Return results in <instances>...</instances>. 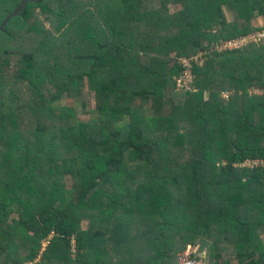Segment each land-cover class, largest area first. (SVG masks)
<instances>
[{
  "label": "trees",
  "instance_id": "obj_1",
  "mask_svg": "<svg viewBox=\"0 0 264 264\" xmlns=\"http://www.w3.org/2000/svg\"><path fill=\"white\" fill-rule=\"evenodd\" d=\"M21 1L0 0V264H179L201 238L264 264V169L241 167L264 159V42L215 50L264 0H39L1 29Z\"/></svg>",
  "mask_w": 264,
  "mask_h": 264
},
{
  "label": "built area",
  "instance_id": "obj_2",
  "mask_svg": "<svg viewBox=\"0 0 264 264\" xmlns=\"http://www.w3.org/2000/svg\"><path fill=\"white\" fill-rule=\"evenodd\" d=\"M264 42V27L261 28L259 31L250 33L246 36H241L235 39L224 40L216 44L215 50L219 54H224L226 52L234 51L242 49L248 45H260ZM196 63H202L199 58L194 59ZM184 66L187 68V71L183 75L182 79L177 81L178 90L186 91L190 90L192 83V75L189 71L192 67V62L187 59H182ZM252 94H257L260 96H264V90L259 89H252ZM228 97V96H227ZM241 167L244 168H261L264 169V159H249L246 160L244 163L241 164ZM191 246L189 249L182 251L178 254V261L179 264H212L207 261L206 256L202 254H198L196 249L191 251Z\"/></svg>",
  "mask_w": 264,
  "mask_h": 264
},
{
  "label": "rangeland",
  "instance_id": "obj_3",
  "mask_svg": "<svg viewBox=\"0 0 264 264\" xmlns=\"http://www.w3.org/2000/svg\"><path fill=\"white\" fill-rule=\"evenodd\" d=\"M177 8L176 7H173V10L175 11ZM229 14V13H228ZM229 16L231 17V15L229 14ZM48 26V24H47ZM225 98H228L227 96H229V94H224L223 95ZM84 97L85 98H88L89 101H90V104H89V111H94L95 110V102L93 101V96L92 94L88 91V89L86 88L85 89V93H84ZM56 105H61V106H71L74 108L75 112L77 113V116L79 117L80 120L82 121H87L89 120L90 118H92L93 116H95L96 114H87L84 112V108L82 106V103L80 101H77V100H72V99H64V100H56L55 102ZM169 108H167V111H168ZM170 110V109H169ZM164 113L166 112V109L163 110ZM146 114L147 115H152L154 114L153 111L151 110V106L149 105L147 107V110H146ZM88 225V221H84V226L87 227ZM211 245V244H210ZM191 245H189L185 250L189 249ZM191 251L194 250V249H197V247H194V246H191ZM183 250V251H185ZM207 250L208 248L205 250V253L202 254V255H207ZM178 257V256H177Z\"/></svg>",
  "mask_w": 264,
  "mask_h": 264
},
{
  "label": "water",
  "instance_id": "obj_4",
  "mask_svg": "<svg viewBox=\"0 0 264 264\" xmlns=\"http://www.w3.org/2000/svg\"><path fill=\"white\" fill-rule=\"evenodd\" d=\"M38 2L39 0H22L21 4L14 10V12H12L11 14L7 16L6 20L1 26V29H3L12 18L19 16L24 11V9L27 7L28 4L38 3ZM210 244L211 242L208 239L201 238L199 240V245H198V249L196 252L198 254H204L205 250L210 246Z\"/></svg>",
  "mask_w": 264,
  "mask_h": 264
},
{
  "label": "crops",
  "instance_id": "obj_5",
  "mask_svg": "<svg viewBox=\"0 0 264 264\" xmlns=\"http://www.w3.org/2000/svg\"><path fill=\"white\" fill-rule=\"evenodd\" d=\"M229 14H230V13H229ZM229 14H228V12H227V17H228L229 20H231V19H232V16L230 17ZM230 15H231V14H230ZM255 24H256L260 29L263 28V27H264V16L261 15V14H259V15L257 16L256 20H255Z\"/></svg>",
  "mask_w": 264,
  "mask_h": 264
},
{
  "label": "clouds",
  "instance_id": "obj_6",
  "mask_svg": "<svg viewBox=\"0 0 264 264\" xmlns=\"http://www.w3.org/2000/svg\"><path fill=\"white\" fill-rule=\"evenodd\" d=\"M198 249V248H197ZM197 249H196V251H197ZM178 263H179V261H178Z\"/></svg>",
  "mask_w": 264,
  "mask_h": 264
}]
</instances>
